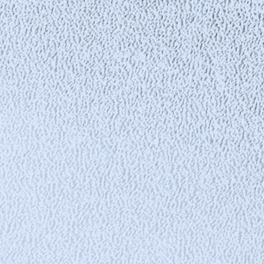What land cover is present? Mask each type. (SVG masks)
Segmentation results:
<instances>
[{
    "label": "snow or ice",
    "instance_id": "snow-or-ice-1",
    "mask_svg": "<svg viewBox=\"0 0 264 264\" xmlns=\"http://www.w3.org/2000/svg\"><path fill=\"white\" fill-rule=\"evenodd\" d=\"M0 264H264V0H0Z\"/></svg>",
    "mask_w": 264,
    "mask_h": 264
}]
</instances>
